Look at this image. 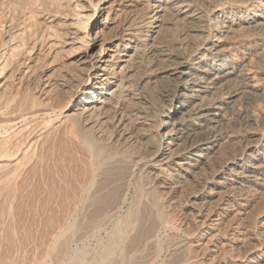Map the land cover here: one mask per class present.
I'll use <instances>...</instances> for the list:
<instances>
[{"label":"bare ground","instance_id":"1","mask_svg":"<svg viewBox=\"0 0 264 264\" xmlns=\"http://www.w3.org/2000/svg\"><path fill=\"white\" fill-rule=\"evenodd\" d=\"M56 146L55 263L264 264V0H0V195Z\"/></svg>","mask_w":264,"mask_h":264},{"label":"rangeland","instance_id":"2","mask_svg":"<svg viewBox=\"0 0 264 264\" xmlns=\"http://www.w3.org/2000/svg\"><path fill=\"white\" fill-rule=\"evenodd\" d=\"M39 73H42V70H40V72ZM184 83V82H183ZM179 84V89H183L184 87H186V86H188L191 82H188V83H184V84ZM193 114V113H192ZM194 122H196V120L194 121ZM52 150H54V155L53 154H49L48 155V163H50L47 167L49 168H47L48 170H47V172L49 173V175H48V173L46 172V169H45V172L43 171V170H41V172H38V173H40L39 175L36 173V175L37 176H34V179H32V180H27L26 182H24V183H20V184H17V186H16V191H15V195L14 196H12V199H13V201H15V202H13V204H12V206H11V212H10V217L8 218V219H6L5 217V213H4V211H2V210H5L4 208H6V207H4L3 205H5V206H7L8 207V205H10V201L12 200L11 198H8V196H10V195H6L5 193H3V194H1L0 195V221H2V223L0 222V224H1V226H0V254H2V255H4L5 256V258L6 259H8L9 258V260H10V258L12 259V260H16L17 258V264H24V261H26V260H24L25 258H30L31 256V259H29V260H33L32 258H33V256H34V258H35V260H39V259H46V257H47V260H45L46 261V264H52L51 262H56V261H54V260H52L53 259V257L52 258H50L49 256H46L47 254L45 253H43V252H47L46 251V247H47V245H51V241H50V238L49 237H52V235L54 234V232L56 231V229L58 228V227H60L62 224H61V220H63V224H65L64 223V220L65 221H67L66 219L68 218V217H70V219L68 218V221L70 222V221H72L73 220V218L75 217L74 215L72 216V215H70V213L72 212V210L75 208V209H77V212H78V210L80 209V206L78 207L77 205H76V207H75V204L77 203L76 201H77V199L75 198V199H73L72 197H73V195H72V193H73V191H71L70 189H71V187H68L67 185H69L70 186V183H71V186H73L74 184H77L78 182V184H80V182L81 181H79L80 179V177L77 175H75V173L73 172L72 173V175H75L74 177L76 178V180H77V177H78V182L74 179V178H70V177H68L69 175H70V173H71V170H69V168H68V166H67V162H68V160H66L67 158L66 157H68L67 155H66V153H65V157H64V152H62V151H60V150H58V148H57V146L55 147V149H52ZM59 151V152H58ZM60 153H62L63 154V156H62V154H60ZM53 155V156H52ZM60 155V156H59ZM50 156H52V157H50ZM57 157V160L60 158V159H63V160H65V164L64 165H66V167L63 165V162H61L60 160H58L61 164H60V166H58L57 165V160L55 159V158ZM51 158V159H50ZM50 159V160H49ZM53 159V160H52ZM50 161V162H49ZM58 162V163H59ZM52 164V165H51ZM57 165V166H56ZM55 166L57 167L56 169H54L55 168ZM64 166V167H63ZM51 167V168H50ZM59 167V168H58ZM63 168V170H61L62 168ZM65 168V169H64ZM68 168V169H67ZM52 169V170H51ZM58 169H59V171H58ZM67 169V170H66ZM56 172H55V171ZM69 170V171H68ZM59 174H61V175H59ZM64 172V173H63ZM70 172V173H69ZM45 173V174H44ZM47 173V174H46ZM53 173V174H52ZM68 173V176L66 175V174ZM56 176H55V175ZM64 174H65V176H64ZM63 176V177H62ZM66 179H65V178ZM73 177V176H72ZM58 178V179H57ZM63 178V179H62ZM67 178H69V179H67ZM60 179V180H59ZM71 179H72V181H71ZM74 179V180H73ZM62 180V182H63V184L66 182V180H68L65 184H66V187H68V188H64V190H66L65 192L66 193H64V191H63V189H61V190H59L60 188H62V186L64 187V185L62 184V182L60 183L59 181H61ZM33 181V182H32ZM52 181V182H51ZM75 181V182H74ZM36 182V183H35ZM57 182V183H56ZM72 182L74 183V184H72ZM27 183V184H26ZM34 183V184H33ZM23 184V185H22ZM31 184V185H30ZM38 186H37V185ZM45 184V185H44ZM33 185H35V186H33ZM20 186V187H19ZM28 186V187H27ZM61 186V187H60ZM74 186H76V185H74ZM27 187V188H26ZM60 187V188H59ZM70 188V189H69ZM42 189V190H41ZM58 189V190H57ZM74 189V187L72 188V190ZM70 190V191H69ZM23 191V192H22ZM34 191V192H33ZM47 191V192H46ZM55 191V192H54ZM61 191V192H60ZM72 192L71 194L69 193V197L71 198V199H73V204L72 203H70L71 202V200H68L69 199V197H68V192ZM27 192V193H26ZM64 194H63V193ZM21 193V194H20ZM39 193V194H38ZM50 193V194H49ZM57 193H59V194H57ZM62 193V194H61ZM13 194V193H12ZM65 194H67V197L68 198H66L65 197ZM30 195V196H29ZM4 196V197H3ZM33 196V197H32ZM37 196V197H36ZM39 196V197H38ZM62 196H64V197H62ZM72 196V197H71ZM8 199H7V198ZM11 197V196H10ZM17 197V198H16ZM52 197V198H51ZM2 198V199H1ZM6 198V199H5ZM39 198V199H38ZM64 200H63V199ZM66 198V199H65ZM127 201H129V199H130V194H128L127 195ZM9 199H11V200H9ZM21 201H20V200ZM60 199V200H59ZM4 200V201H3ZM52 200V201H51ZM62 200V201H61ZM67 201V203H66V201ZM36 201V202H35ZM43 201V202H42ZM59 201V202H58ZM25 202V203H24ZM62 202H64V204L62 203ZM71 204V206H70V204ZM15 203H17V204H15ZM20 203V204H19ZM59 203V204H58ZM75 203V204H74ZM24 204V205H23ZM61 205H63V206H61ZM65 205H66V208L68 209V206L67 205H69L70 207V209H66L65 208ZM2 206H3V208H2ZM73 206V207H72ZM18 207V208H17ZM72 207V208H71ZM127 204L125 205V206H123L122 207V209H121V213H123L126 209H127ZM13 208V209H12ZM15 208V209H14ZM20 208V209H19ZM29 209V210H28ZM72 209V210H71ZM74 209V210H75ZM65 210H67L66 212H65ZM71 212H70V211ZM73 210V211H74ZM19 211V212H18ZM62 211H64V212H62ZM2 212L4 213V214H2ZM34 212V213H33ZM67 212H69V214L67 213ZM63 213V214H62ZM64 213H65V215H66V217H65V219H64V217H63V215H64ZM11 214H13V215H11ZM21 214V215H20ZM28 214V215H27ZM34 214H36V215H34ZM45 214V215H44ZM50 214V215H49ZM72 214V213H71ZM19 215V216H18ZM32 217H31V216ZM39 215V216H38ZM69 215V216H68ZM2 216H4V217H2ZM12 216V217H11ZM34 216V217H33ZM40 217V218H39ZM43 217V218H42ZM30 218V219H29ZM39 218V219H38ZM53 218V219H52ZM61 218H63V219H61ZM6 219V220H5ZM21 219H23V220H21ZM47 219V220H46ZM11 220V221H10ZM4 221V222H3ZM59 221H60V223H59ZM68 221H67V223H68ZM53 222V223H52ZM58 223V224H57ZM25 224V225H24ZM30 224V225H29ZM51 224V225H50ZM57 224V225H56ZM61 224V225H60ZM4 225V226H3ZM33 225V226H32ZM43 227H42V226ZM46 225V226H45ZM56 225V226H55ZM60 225V226H59ZM36 226V227H35ZM48 227H49V229H48ZM51 227V228H50ZM53 227H57L56 229H54ZM41 228H42V230H41ZM109 228V229H108ZM110 228H111V224H109V225H107L101 232H98L97 233V235H96V233L94 234V235H96V236H94V235H92V236H90V237H92L93 239H95V240H93L92 238H90L89 239V241H88V238H89V236H88V238L86 237V238H84V239H81V240H77L76 241V244H75V242H73L72 243V245L71 246H69V248H68V250H69V252H77V249H78V251L80 250V249H84L85 250V252L87 253V252H89V254L87 253V256L89 257V259H91L90 257H94V255H95V253H97L98 252V250H99V248H100V243L103 241L102 239H104V237L106 236V231L108 232L109 230H110ZM53 229H54V231H53ZM106 229V230H105ZM2 230V231H1ZM9 230H11V231H9ZM28 230V231H27ZM34 230V231H33ZM20 231V232H19ZM24 233H23V232ZM26 231V232H25ZM31 231V232H30ZM33 231V232H32ZM38 231V232H37ZM48 231H50V232H48ZM51 231H53V233H51ZM9 232V233H8ZM44 232V233H43ZM105 232V233H104ZM7 233H8V235H7ZM17 233V234H16ZM30 233H31V235H30ZM51 233V234H50ZM15 234V235H14ZM23 236H22V235ZM100 234H101V236H100ZM11 236H13V237H11ZM17 236V237H16ZM33 236V237H32ZM8 237H9V239H8ZM23 237V238H22ZM27 237V238H26ZM95 237V238H94ZM98 237V238H97ZM102 237V238H101ZM101 238V239H100ZM2 239V240H1ZM86 239V240H85ZM97 239H99V240H97ZM11 240V241H10ZM93 240V241H92ZM97 240V241H96ZM5 241V242H4ZM9 241V242H8ZM48 241V242H47ZM49 241H50V243H49ZM100 242L99 244L97 243V242ZM36 242V243H35ZM47 242V243H46ZM77 242H79L78 244H77ZM81 242H83L82 244H84L83 245V247H82V245H81ZM10 243V244H9ZM49 243V244H48ZM92 243V244H91ZM13 244V245H12ZM26 244V245H25ZM89 244V245H88ZM96 244V245H95ZM4 245V246H3ZM9 247H8V246ZM15 245H16V247H15ZM21 245V246H20ZM43 247H42V246ZM46 245V246H45ZM78 245V246H77ZM30 246H31V248H30ZM5 247V248H4ZM24 247V248H23ZM27 247V248H26ZM29 247V248H28ZM34 247H35V249H34ZM46 249H45V248ZM78 247V248H77ZM89 247V248H88ZM94 247H96V248H94ZM4 248V249H3ZM14 248V249H13ZM36 248H39L38 250L36 249ZM43 248H44V250H43ZM88 248V249H87ZM6 249H7V252H6ZM10 249V250H9ZM29 249V250H28ZM30 249H31V251H30ZM32 249H34V250H32ZM40 249H41V251H40ZM5 250V251H4ZM58 250V249H57ZM74 250H76V251H74ZM88 250V251H87ZM97 250V251H96ZM4 251V252H3ZM13 251V252H12ZM32 251H34V252H32ZM40 251V252H39ZM90 251H91V253H90ZM96 251V252H95ZM41 255L42 253L46 256V257H43L42 258V255L41 256H39L38 255V253ZM59 252H60V250H59ZM58 252V254H57V252L55 251L54 253L56 254V256L57 255H60L61 253H59ZM9 253V254H8ZM29 253V254H28ZM54 253L52 254V255H54ZM16 254V255H15ZM21 254V255H20ZM31 254V255H30ZM34 254V255H33ZM36 254V255H35ZM2 255H0L1 257H2ZM18 255H20L19 257H15V256H18ZM30 255V256H29ZM38 255V256H37ZM7 256H8V258H7ZM11 256V257H10ZM27 256V257H26ZM1 257H0V259H1ZM25 257V258H24ZM48 257H49V259H48ZM3 258L4 257H2V259L1 260H3ZM13 258H15V259H13ZM6 259H4V260H6ZM20 259H22V261L20 260ZM27 259V262H29V264L31 263V261H29ZM51 259V260H50ZM0 260V261H1ZM21 261V263H19ZM51 261V262H50ZM53 263V264H54ZM25 264H28V263H25ZM55 264H58V263H55ZM59 264H61V262L59 263Z\"/></svg>","mask_w":264,"mask_h":264}]
</instances>
